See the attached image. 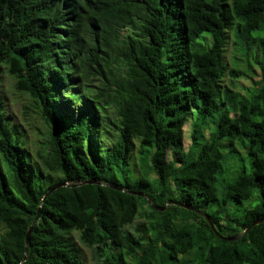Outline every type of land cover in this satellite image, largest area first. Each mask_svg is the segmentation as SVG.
<instances>
[{
  "label": "trees",
  "instance_id": "obj_1",
  "mask_svg": "<svg viewBox=\"0 0 264 264\" xmlns=\"http://www.w3.org/2000/svg\"><path fill=\"white\" fill-rule=\"evenodd\" d=\"M181 203L264 217V0H0V264H264V221Z\"/></svg>",
  "mask_w": 264,
  "mask_h": 264
},
{
  "label": "rangeland",
  "instance_id": "obj_2",
  "mask_svg": "<svg viewBox=\"0 0 264 264\" xmlns=\"http://www.w3.org/2000/svg\"><path fill=\"white\" fill-rule=\"evenodd\" d=\"M255 34H258L257 32ZM209 41V45H211L212 43V39L207 36L204 35V37H201L200 40H202L203 38H205ZM232 46H229V51L227 53V60L230 62L231 61V55H232ZM260 68L255 65V67L252 69V74L255 73V77H257L258 75H260ZM253 81L254 78L252 75L250 76H242L239 80L235 81V85L237 87L240 88H250L253 85ZM231 82V78L230 77H225L224 78V84L225 85H229ZM2 95L4 98V102H5V106H6V112L7 114L12 117L14 120L20 122V119H23V115H22V106L24 101H26L25 98L21 97L19 95V93H17L13 87V80L5 75L2 79ZM194 119H197L198 113H199V106L194 105ZM199 119V116H198ZM208 118L206 117H200V121L201 123H207ZM194 120L190 119L185 126V147L186 150L190 147L191 143H192V122ZM33 125L36 126H40L42 128H44L43 123L39 120V119H34L33 121ZM208 132V131H207ZM199 143H201V140L198 141ZM228 142H224L223 143V150L225 152H228L226 145ZM198 146V143L196 144ZM230 156L227 154L226 157L224 158V170L223 172H221L218 175V179H219V186L220 189L222 190L223 186L228 183L232 178H234L235 176L238 175V168L241 167H246L249 171L252 169L251 166V162H250V158L248 156H245L243 159L240 157L234 158L231 162V158L228 159ZM133 163V161L131 160V164ZM133 182V186L135 188L139 187V181L137 179H132ZM250 203H252V201H249L246 203V205H250ZM255 203V202H253ZM231 208H234L235 205L233 203L230 204Z\"/></svg>",
  "mask_w": 264,
  "mask_h": 264
},
{
  "label": "water",
  "instance_id": "obj_3",
  "mask_svg": "<svg viewBox=\"0 0 264 264\" xmlns=\"http://www.w3.org/2000/svg\"><path fill=\"white\" fill-rule=\"evenodd\" d=\"M84 182H85V183H97V184H100V185H106V184H104L103 182H101V181H99V180H96V179H89V180H86V181H84ZM67 185H68L67 182H62V183L57 184L56 186L52 187V188L47 192V194L44 196L43 201H45L46 198L48 197V195H49L50 193H52L54 190H56L57 188L63 187V186H67ZM113 187H115V188H119V189H121V190H124L123 188L118 187V186H113ZM129 192H131V193H133V194L144 195L143 192H139V191H129ZM175 202H176V201H172V200L168 201V203H167L164 207H162L161 210L166 209L167 206H168L169 204H171V203H175ZM151 203H152V202H151ZM176 203H178V202H176ZM181 204H182L183 206H186V207H188V208H191V209L197 211L198 213H200L201 215H203L207 220H209V222H210L212 228L214 229V231H215L216 233H218V234L220 235L221 238H224V239H227V240H231V241H233V240H237V239L241 238L244 234H246V233L248 232V230H249L252 226L257 225V224H260V223H262V222L264 221V217L261 218V219L255 220V221L252 223L251 226H249V227L246 228L242 233H240V234H238V235H236V236H224V235H222V234H220V233L218 232V230H217V228H216L214 222H213V221L207 216V214H206L205 212H203V211H201V210H199V209H197V208H195V207H190V206L185 205V204H183V203H181ZM31 231H32V228L29 230V232H28V234H27V237H26V243H27V244H28V242H29V237H30Z\"/></svg>",
  "mask_w": 264,
  "mask_h": 264
}]
</instances>
